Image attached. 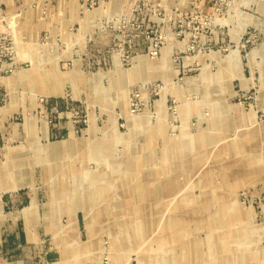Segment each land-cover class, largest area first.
<instances>
[{
	"label": "rangeland",
	"instance_id": "374dc122",
	"mask_svg": "<svg viewBox=\"0 0 264 264\" xmlns=\"http://www.w3.org/2000/svg\"><path fill=\"white\" fill-rule=\"evenodd\" d=\"M0 203L27 264H264V0H0Z\"/></svg>",
	"mask_w": 264,
	"mask_h": 264
},
{
	"label": "crops",
	"instance_id": "0c3cea01",
	"mask_svg": "<svg viewBox=\"0 0 264 264\" xmlns=\"http://www.w3.org/2000/svg\"><path fill=\"white\" fill-rule=\"evenodd\" d=\"M169 1L173 2L174 0H169ZM30 206L24 207L22 209L23 213L21 216L12 217L9 215V216H2V218L0 219V221L10 220L11 223L16 224V225L22 222L23 225H25V227L20 232L15 233V236L13 235L16 242L12 246L11 252L7 254V255H15L14 260L16 259V261L14 263H11V262H8L9 260L3 259V260H0V264H27L28 263L27 259L33 258L34 261H36L37 257L41 256L42 250H43L42 233H41L42 230L40 228L38 231L39 233H36L37 229L39 228L38 226L39 224H37V218H38L37 215L33 217L35 221V227H34L35 235L34 236L29 235V231L26 228V224L31 223L30 216H27V213L31 208ZM1 210H2V204L0 203V212ZM12 234L13 233H11V235Z\"/></svg>",
	"mask_w": 264,
	"mask_h": 264
}]
</instances>
